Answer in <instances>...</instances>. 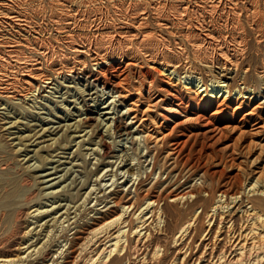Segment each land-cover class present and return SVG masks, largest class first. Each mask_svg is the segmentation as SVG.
Instances as JSON below:
<instances>
[{
    "label": "bare ground",
    "instance_id": "6f19581e",
    "mask_svg": "<svg viewBox=\"0 0 264 264\" xmlns=\"http://www.w3.org/2000/svg\"><path fill=\"white\" fill-rule=\"evenodd\" d=\"M0 264H264V0H0Z\"/></svg>",
    "mask_w": 264,
    "mask_h": 264
},
{
    "label": "rangeland",
    "instance_id": "374dc122",
    "mask_svg": "<svg viewBox=\"0 0 264 264\" xmlns=\"http://www.w3.org/2000/svg\"><path fill=\"white\" fill-rule=\"evenodd\" d=\"M96 68V67H95ZM91 79H93V77L91 78ZM84 82H80V83H78L77 84V87H78V85H80L79 87H82V84H83ZM65 84H67V86H74L75 84L74 83H70V82H66ZM99 85H98V88L100 89L102 86H103V82H99L98 83ZM116 83L115 82H110V84L108 85V88H106L105 90H106V92L109 90V89H113L114 87L116 88ZM115 88L113 89V92H115L116 90H115ZM60 89V88H59ZM57 90V92L56 93H52L54 96H55V98H54V96H53V101H48V102H44L46 105H48L46 108L44 107H41L40 105H37V107L36 108H33V112H35L34 114L36 115L35 117L36 118H39V114L41 115L42 114V116H40V117H42L43 118V116H45L44 118H46L47 117V119H51V120H54V121H57L58 120V118H56L55 116H57V114H59L58 116H61L62 118L64 117V116H66V118H65V121H63L62 123H71V122H73L74 120H73V117H76L75 115H72V116H68L67 117V112L66 111H64V109L62 108V106L64 107V105H65V107H68V108H70V110H71V112H74L75 114H77V112L75 111V108H74V106L75 105H77V106H79V105H81L82 103H80L79 105L78 104H75V103H73V101H72V99L74 100L75 98H77L78 96H79V94H77L78 92L75 90V88L73 89V87H71V89L68 91L69 93H68V95H67V93H64V92H66L67 91V89L66 88H64V89H62V90ZM94 89V90H93ZM92 90H90V91H95L96 89L95 88H93ZM65 90V91H64ZM52 92L54 91V90H51ZM64 91V92H63ZM76 92V93H75ZM63 93H64V95H63ZM65 94H66V96H65ZM73 94V95H72ZM74 94H77V96L76 95H74ZM110 94H112V93H106V94H104V96H102V98H100V101L98 102V105H96V107L95 106H91L92 105V102L90 101V100H87V102H88V104H91V105H89V107H90V109H93L95 112H98L99 114H101L99 117L101 118V117H103V112H105V111H112V107H113V103L111 104V107H110V110L109 109H102V107L106 104L107 106L108 105H110V103L109 102H111V100H115V98H116V100H117V98L119 99V97L117 96V94H119V92H116V93H113V94H115V96L116 97H108ZM61 95H62V97H64V98H66V100H70V101H72L71 103H69V102H63V101H65L64 100V98H62L61 97ZM95 95V94H94ZM59 96V97H58ZM69 96V97H68ZM75 96V97H74ZM88 97V96H87ZM61 98V99H60ZM55 99V100H54ZM56 100L58 101V102H56ZM63 100V101H62ZM79 100H81V98L79 99ZM78 100V101H79ZM60 101V102H59ZM77 101V102H78ZM104 101V102H103ZM106 102V103H105ZM55 103V104H54ZM62 103V104H61ZM68 105H67V104ZM105 103V104H104ZM57 104H59V105H57ZM52 105V106H51ZM105 105V106H106ZM55 106V107H54ZM58 106H61L60 107V109H59V107ZM97 106H98V108H97ZM117 108L115 107L114 109H113V111L114 112H116V110L115 109H121V110H123V111H127V108L126 107H123V105L121 106L120 105V102H119V104L117 103ZM49 107V108H48ZM96 109H95V108ZM41 108V109H40ZM36 109V110H35ZM50 109H52V110H50ZM35 110V111H34ZM47 110V111H46ZM100 110H101V113H100ZM121 110H120V114H121ZM37 111V112H36ZM39 111V112H38ZM51 111V112H50ZM53 111V112H52ZM112 111V112H113ZM122 111V112H123ZM46 114H45V113ZM50 112V113H49ZM36 113H39V114H36ZM47 113H49V114H47ZM55 115H54V114ZM54 115V116H53ZM93 115V114H92ZM94 115H97V114H94ZM112 114H106L104 117H110ZM116 115L115 114H113L111 117H115ZM49 117V118H48ZM126 117V116H125ZM32 117H29V119H31ZM46 119V120H47ZM36 120H34L33 122H35ZM131 121V119L130 118H128L127 119V122H130ZM106 122V120H104V123ZM51 125H52V123H50ZM114 123L112 122V128H110V131L108 130L107 131V133H106V131L105 130H107V129H104V128H106V127H103L102 128V133L104 134V136L106 137V139L108 140V142L110 141V143H111V141L113 142V144L111 143V145H114V147H116L115 149H119L120 148V150H122L123 149V146H124V148H125V144H126V147L127 148H130V149H127V148H125V149H127L128 150V152L130 153V151H131V153L130 154H133L134 155V153H135V149L137 150V152H140L141 153V151H142V155L143 156H145L146 155V153H147V149L145 148V145H144V147H143V144H144V138L145 137H142V135L144 136V133H142L141 131H139L140 133H139V135L141 136V138L138 136V138H139V140H141V141H137V143L135 144V145H132L133 144V142L131 141V139L128 137V140L125 138V136L127 137V135H122L123 133H124V131L122 130L121 131V134H120V132H117V130H115V127H114V125H113ZM137 124L135 123L134 125H133V127L131 128V129H133L136 133H137V128H138V126H136ZM136 126V127H135ZM141 128L139 127V129L138 130H140ZM113 132H112V131ZM105 131V132H104ZM116 131V132H115ZM108 132H110V133H108ZM115 132V134H116V136H115V134H113ZM118 133H119V135H118ZM108 134V135H107ZM111 134H113V135H111ZM112 137H111V136ZM114 136V137H113ZM123 139H122V138ZM110 138V139H109ZM122 139V140H121ZM143 139V140H142ZM116 140V141H115ZM129 140H130V142H129ZM120 141V142H119ZM117 142L118 143H120L119 145L117 144ZM127 142V143H126ZM139 142H142V143H139ZM116 143V144H115ZM125 143V144H124ZM139 144V145H138ZM117 145V146H116ZM129 145V146H128ZM106 146H109V144H106ZM136 146V147H135ZM138 146V147H137ZM132 147V148H131ZM76 147H73V150L75 149ZM144 148H145V150H144ZM106 150H107V147L105 148ZM139 149H140V151H139ZM144 150V151H143ZM145 154V155H144ZM93 156V155H92ZM91 156V157H92ZM135 156V160H134V162L136 163V162H138V156L137 155H134ZM90 157V158H91ZM88 158V157H87ZM143 158H145V157H142L141 159H143ZM149 160L148 161H150V157H147ZM147 158H145V159H143V160H141V161H145V163H147L148 161H147ZM63 160H65V159H63ZM35 160H33L32 162H34ZM147 161V162H146ZM143 163V166H145V163L144 162H142ZM149 163V162H148ZM147 163V164H148ZM37 164V162L35 163V165ZM64 166V165H63ZM63 166H61V168L63 167ZM147 166V165H146ZM82 174H80V175H78V176H81ZM83 176V177H82ZM80 178L82 179V181L86 178L85 176H84V174L82 175ZM165 177V175L163 176V178ZM79 178V179H80ZM109 177H106V179H108ZM80 179V180H81ZM104 180L103 182H104V184L105 183H108L107 182V180ZM122 179H125V178H122ZM122 179H120V181H122ZM199 182V181H198ZM109 184H111V181H110V183ZM108 184V185H109ZM43 185H47V184H41V186H43ZM128 187V186H127ZM132 189H134V188H132ZM45 191H48V189H46ZM84 190H82V192H83ZM134 194V192L132 191V193H131V195H133ZM46 198V197H45ZM45 198L44 199H42V202H45V201H47V200H45ZM49 202V201H48ZM47 202V203H48Z\"/></svg>",
    "mask_w": 264,
    "mask_h": 264
}]
</instances>
